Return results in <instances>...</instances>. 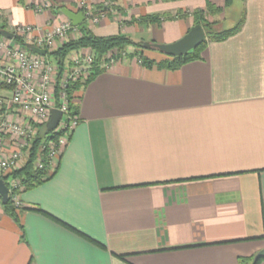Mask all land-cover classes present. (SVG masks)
<instances>
[{
	"label": "crops",
	"instance_id": "obj_1",
	"mask_svg": "<svg viewBox=\"0 0 264 264\" xmlns=\"http://www.w3.org/2000/svg\"><path fill=\"white\" fill-rule=\"evenodd\" d=\"M75 1L0 0V15L43 27L79 14ZM113 1L123 24L92 33L156 44L179 40L207 2L224 4ZM43 2L51 9L36 13ZM242 12L241 30L207 42L200 60L146 67L127 47L91 78L55 175L20 195L18 224L0 209V264H240L264 249V0Z\"/></svg>",
	"mask_w": 264,
	"mask_h": 264
},
{
	"label": "built area",
	"instance_id": "obj_2",
	"mask_svg": "<svg viewBox=\"0 0 264 264\" xmlns=\"http://www.w3.org/2000/svg\"><path fill=\"white\" fill-rule=\"evenodd\" d=\"M51 7L52 3L43 2L33 10L40 14ZM75 7L83 16V27L89 31L110 18L120 24L124 22L113 0H76ZM81 29L69 20H50L43 27L10 24L3 30L9 32L12 39L0 36V180L7 186L15 207L20 206V197L12 190L18 187V182L12 178L6 184L3 178L24 167L37 131L45 127L50 111L56 109L61 113L53 130L58 136L41 145L44 156H39L35 162L38 169L57 165L79 123L78 115L73 116L69 111V103H76L72 87L78 83L83 85L92 78L95 53L89 49L75 50L63 64L51 53L69 40L78 39ZM26 46L44 50L45 55L28 52ZM115 54L114 51L105 54V62L99 66L101 71L115 65ZM1 205L0 197V209Z\"/></svg>",
	"mask_w": 264,
	"mask_h": 264
},
{
	"label": "trees",
	"instance_id": "obj_3",
	"mask_svg": "<svg viewBox=\"0 0 264 264\" xmlns=\"http://www.w3.org/2000/svg\"><path fill=\"white\" fill-rule=\"evenodd\" d=\"M229 4H230V0H224V4L221 7H218L212 4L211 2H207L206 9L195 11L193 13L194 24L201 25L205 33V41L201 43L197 48L189 51L188 53L182 56L172 57L165 55L166 57L165 60L160 62H155L143 56V52L147 49L142 48V42L140 41L136 42L132 40L130 37L122 34H117L113 36H96L92 33V31H89L84 27H82L81 29L82 33L78 39L69 40L67 43L60 46L56 51L52 52L51 56L55 57L57 60H59L61 64H63V61L71 52L79 49L80 50L89 49L93 51L96 56V61L94 64L95 65L94 73L92 75L93 77L98 72L101 71L99 69V66L105 62L104 57L108 51L116 52L113 58L119 60L126 55L125 49L127 47H133L134 52L133 54H130V56L133 57L138 56L142 65L146 67L155 66L158 69L177 70L186 63L200 60L201 51L207 42H223L228 38L236 35L241 30L244 22V12L242 11L239 20L233 26L228 28H224L223 22H220L215 19L210 20V17H214L220 14L224 10V8L228 7ZM178 15L179 13L176 16L178 17ZM147 19L154 21L157 20L158 18L146 17V19L144 20ZM3 22H4L3 16L0 15V31L5 29ZM19 43L23 46V43L21 42ZM90 80L91 78L88 81H86L83 85L80 83L75 84L72 87L73 88L72 94L79 96V92L82 91L84 86H86V84ZM77 96L74 97L77 99L78 98ZM69 111L73 116L78 115V108L75 105V103H69ZM57 136L58 133H55L54 131H48L44 126L38 129L35 141L33 143V147L29 152V156L26 160L24 167L17 171L9 173L3 178L6 184H8L7 182L9 181V179L13 178L17 180L18 187L15 190H12L14 194L20 197L22 193L38 187L39 185L50 180L55 175L58 168V164L53 168H50L49 165H46L42 169H38L35 167V162L39 156H44V153L42 154V152L40 151L41 145L56 140ZM1 210L6 216L11 218L16 224H18L19 212L22 211V208L15 207L13 205L10 194L8 196L7 203L5 205H1ZM36 210L40 211L39 209ZM18 227L22 232V226L18 225ZM21 237H23V235ZM88 240L97 244L91 239ZM263 260L264 259H258L255 262H253V257H251L249 259H240V264H260V262H262Z\"/></svg>",
	"mask_w": 264,
	"mask_h": 264
},
{
	"label": "water",
	"instance_id": "obj_4",
	"mask_svg": "<svg viewBox=\"0 0 264 264\" xmlns=\"http://www.w3.org/2000/svg\"><path fill=\"white\" fill-rule=\"evenodd\" d=\"M61 13L71 21L74 26H78L81 22H83V16L81 13L75 15L69 12L66 9L61 10ZM0 36L6 39H12V35L5 31H0ZM205 41V33L201 27V25L196 24L193 25L188 32L183 35L179 40L171 44H156V43H148L143 42L142 48L147 50L158 51L164 55L177 57L182 56L188 53L189 51L197 48L201 43ZM26 48L31 51L32 53L38 54L40 56L45 55V51L41 49H37L35 47L26 46ZM61 118V113L56 110L52 109L50 111V117L47 123L45 124V128L48 131H53L57 127V124ZM0 197L2 205L7 203L8 199V188L4 184L2 180H0ZM258 259H264V249L259 251L254 257L253 262Z\"/></svg>",
	"mask_w": 264,
	"mask_h": 264
},
{
	"label": "rangeland",
	"instance_id": "obj_5",
	"mask_svg": "<svg viewBox=\"0 0 264 264\" xmlns=\"http://www.w3.org/2000/svg\"><path fill=\"white\" fill-rule=\"evenodd\" d=\"M242 4H243V0H230V4L228 5V7L224 8L223 10L224 20L221 22H223L224 28L233 26L239 20L242 11ZM58 19L62 21L67 20L62 14H59ZM144 52L148 54L159 53L158 51H153V50H145Z\"/></svg>",
	"mask_w": 264,
	"mask_h": 264
}]
</instances>
